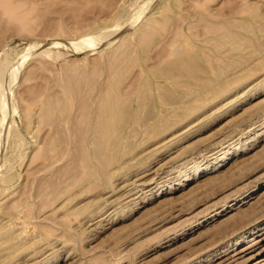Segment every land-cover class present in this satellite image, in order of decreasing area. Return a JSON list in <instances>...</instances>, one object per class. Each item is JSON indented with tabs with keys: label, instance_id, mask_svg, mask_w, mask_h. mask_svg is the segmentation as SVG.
Wrapping results in <instances>:
<instances>
[{
	"label": "rangeland",
	"instance_id": "1",
	"mask_svg": "<svg viewBox=\"0 0 264 264\" xmlns=\"http://www.w3.org/2000/svg\"><path fill=\"white\" fill-rule=\"evenodd\" d=\"M181 46L207 66L172 71L193 111L122 123L89 172L102 92L131 95ZM0 264H264V0H0Z\"/></svg>",
	"mask_w": 264,
	"mask_h": 264
},
{
	"label": "bare ground",
	"instance_id": "2",
	"mask_svg": "<svg viewBox=\"0 0 264 264\" xmlns=\"http://www.w3.org/2000/svg\"><path fill=\"white\" fill-rule=\"evenodd\" d=\"M244 28L248 30L250 26L245 25ZM230 36L233 39H236L237 37L233 33L227 32V38H230ZM150 38L151 33H146L143 35L141 40L145 44L150 40ZM177 52L178 56L169 59V61L163 63L156 69L149 70L146 77L142 80L141 88L131 95L122 96L119 93L117 77H114L109 88L106 89L104 93L102 92L101 100L98 104L99 119L102 121V123L100 122V128L106 129L105 134L111 136H103L102 139L95 143L96 146L94 148V156L92 158L83 157L86 169L89 172L95 173L97 172L96 168L98 170L99 168H105L108 163L112 162L119 155L121 149L123 148V138L121 135L124 133L120 126L122 123L133 119L134 121L138 120L139 123L144 124L145 126L148 124L150 119H152L151 114L158 111L156 109L158 103H161L162 106H173V108H171L170 115H162V108L158 111L160 113H158L157 120H154L155 123L145 126L146 130L150 134H154L170 122L176 121L179 116L193 111V101L181 103V97H178L177 92L184 88V81L179 76L173 75L172 71L177 67L181 70L182 76H187L191 80H196L199 78L200 74L207 72V66L193 56L194 51L192 50V47L188 48L181 46ZM211 66V68H214L213 65ZM212 79L216 81V83L211 85L208 90L215 93L226 91L229 89L231 83L235 81L221 78V73L218 70L215 71ZM154 80L158 81L155 83ZM153 89L155 90V95L152 93ZM80 104L83 110H86L89 105L86 100H82ZM148 104L150 105L147 106ZM57 107V101L47 98L46 103L43 105L42 118L50 120L51 112ZM115 133L118 134L113 136ZM92 160L98 161L96 165L92 163ZM234 257L236 261L241 263L242 250L237 253L235 252ZM259 257L260 256L253 255L250 258L257 261Z\"/></svg>",
	"mask_w": 264,
	"mask_h": 264
}]
</instances>
